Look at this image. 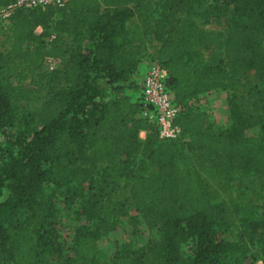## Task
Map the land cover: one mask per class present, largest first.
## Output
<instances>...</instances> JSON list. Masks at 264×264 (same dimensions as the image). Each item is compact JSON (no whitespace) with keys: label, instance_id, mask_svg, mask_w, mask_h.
Returning a JSON list of instances; mask_svg holds the SVG:
<instances>
[{"label":"trees","instance_id":"16d2710c","mask_svg":"<svg viewBox=\"0 0 264 264\" xmlns=\"http://www.w3.org/2000/svg\"><path fill=\"white\" fill-rule=\"evenodd\" d=\"M224 18V30L206 26ZM2 34L0 132L22 127L0 148V264H245L256 244L264 264V0H67L15 12ZM46 57L61 63L44 71ZM143 59L166 68L183 106L177 139H159L141 92L125 93ZM241 80L258 99L228 97L226 130L189 103ZM43 88L32 130L19 102ZM45 185L79 220L66 241ZM138 218L157 229L149 249L125 241L104 260L98 239Z\"/></svg>","mask_w":264,"mask_h":264},{"label":"rangeland","instance_id":"374dc122","mask_svg":"<svg viewBox=\"0 0 264 264\" xmlns=\"http://www.w3.org/2000/svg\"><path fill=\"white\" fill-rule=\"evenodd\" d=\"M228 21V18L221 19V21L218 23L209 21L206 26L208 28L224 30L226 25L228 24ZM36 32L38 33L40 32V30L36 29ZM6 46L7 41L4 38V34H2L0 35V52H3L6 49ZM60 63V59H54L53 66L56 68L60 65ZM42 70L48 71V63H44L43 61ZM27 81L28 80H26L24 84L27 85ZM228 97L238 99L246 105H253L258 99L255 89L250 88L244 82V80H241L240 84L232 90L219 91L202 95L199 106L202 110L206 111L209 114L212 126L219 131L226 130L230 124L226 103V99ZM46 98V90L45 88H43L37 97L27 102H19L22 108L32 113V115L34 114L31 118L32 121L30 122V127L32 128V130L38 129L42 124V120L36 115V113L41 109ZM258 112L264 113V107L258 105ZM21 127V121H16L12 126L7 127L2 132H0V148H4L7 143V138L13 137ZM249 133L257 134L258 128L255 127L253 129H250ZM0 156H2L1 152ZM238 187H242V184L240 181H235L234 187L229 191L234 192ZM258 187L264 194V182L261 186L258 184ZM45 188L48 191H55V202L59 209V217L56 225L54 226V229L56 233L60 235L61 238H64V241H66L71 235L74 225L79 223V220L77 219L76 215L73 214V211L65 209L63 204V188L55 189L52 185H45ZM256 204L258 216L260 217V219H264V199L256 201ZM134 213L135 212H133V214ZM156 237V227L145 224L140 218H138L137 222L134 225H132L131 222L127 221V219H122L116 228L102 235L98 239L97 247L98 250L102 253L103 259L106 261H110L112 251L114 250L115 246L119 245L120 243L129 241L134 248L145 251L149 249V246ZM260 247L261 246L259 244H256L253 247L252 251L246 254L245 264H262L261 260H256L255 256L253 255L260 252ZM181 249L183 252L188 253V246L186 244H182Z\"/></svg>","mask_w":264,"mask_h":264},{"label":"built area","instance_id":"2783aa9c","mask_svg":"<svg viewBox=\"0 0 264 264\" xmlns=\"http://www.w3.org/2000/svg\"><path fill=\"white\" fill-rule=\"evenodd\" d=\"M67 0H14L0 5V25L7 26L12 15L17 11H27L33 8L44 9L48 6L61 7ZM54 35H51L52 38ZM54 58L46 57L48 71L54 69ZM168 73L158 62H150L146 68L139 95V101L150 111L155 122L157 135L162 140H174L180 137V127L175 122L183 106L175 100L173 92L167 85ZM201 96L191 99L190 104L199 105Z\"/></svg>","mask_w":264,"mask_h":264},{"label":"crops","instance_id":"0c3cea01","mask_svg":"<svg viewBox=\"0 0 264 264\" xmlns=\"http://www.w3.org/2000/svg\"><path fill=\"white\" fill-rule=\"evenodd\" d=\"M40 30V28H37ZM150 63L149 60L147 59H143L137 67V70L132 74L131 76V81H133V84L135 85V90H133L132 88H126L125 89V93L131 97L132 100L135 101V99H137L139 92H141V87H142V83H143V78L146 72V68L148 66V64ZM141 116L143 117H148V118H152L150 111L147 108H142L141 111ZM140 135L142 138L144 137L145 132L141 131Z\"/></svg>","mask_w":264,"mask_h":264}]
</instances>
